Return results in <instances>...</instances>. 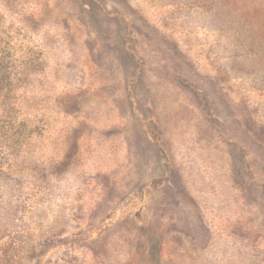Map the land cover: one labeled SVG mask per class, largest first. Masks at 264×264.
Returning a JSON list of instances; mask_svg holds the SVG:
<instances>
[{"label":"rangeland","instance_id":"rangeland-1","mask_svg":"<svg viewBox=\"0 0 264 264\" xmlns=\"http://www.w3.org/2000/svg\"><path fill=\"white\" fill-rule=\"evenodd\" d=\"M0 45V264H264V0H0Z\"/></svg>","mask_w":264,"mask_h":264},{"label":"trees","instance_id":"trees-1","mask_svg":"<svg viewBox=\"0 0 264 264\" xmlns=\"http://www.w3.org/2000/svg\"><path fill=\"white\" fill-rule=\"evenodd\" d=\"M14 67V60L9 47L0 45V100L5 96L4 92L13 82L12 73Z\"/></svg>","mask_w":264,"mask_h":264}]
</instances>
